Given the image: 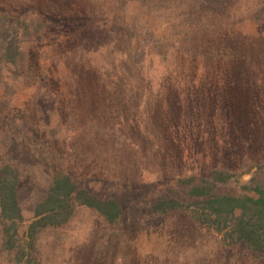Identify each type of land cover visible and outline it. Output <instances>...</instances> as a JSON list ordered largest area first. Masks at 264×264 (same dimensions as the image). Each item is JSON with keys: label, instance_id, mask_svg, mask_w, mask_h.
Masks as SVG:
<instances>
[{"label": "trees", "instance_id": "16d2710c", "mask_svg": "<svg viewBox=\"0 0 264 264\" xmlns=\"http://www.w3.org/2000/svg\"><path fill=\"white\" fill-rule=\"evenodd\" d=\"M212 1L0 0V244L6 263L76 264L81 255L69 247L79 238L90 233L88 245L107 239L103 229L124 222L123 205L84 186L77 167L70 169V155L58 151L87 138L110 158L133 145L146 171L158 174L156 184L166 190L144 203L149 216H183L197 232L215 235L185 244L182 249L190 251H135L132 264H264V165L230 193L223 189L249 172L242 165L230 171L168 161L165 139L185 120L168 111L183 108L182 90L197 95L208 54L222 53L216 41L234 33L239 15L221 18L207 5ZM252 1L243 16L262 25L264 0ZM163 21L172 27L157 34L154 24ZM23 109L41 120L57 116L47 130L57 143L49 153L18 119ZM190 116L184 123L194 130L205 123L200 113ZM24 141L41 162L48 153L54 168L30 219L19 200L25 181L13 165L14 148ZM117 252L106 251L102 242L89 258L109 264Z\"/></svg>", "mask_w": 264, "mask_h": 264}, {"label": "rangeland", "instance_id": "374dc122", "mask_svg": "<svg viewBox=\"0 0 264 264\" xmlns=\"http://www.w3.org/2000/svg\"><path fill=\"white\" fill-rule=\"evenodd\" d=\"M252 4V0H213L207 4L221 14V18L227 14L232 18L239 13L236 20L233 19L236 22L234 33L226 32L216 41L217 45L214 43L222 47V53L216 56L208 54L205 60L206 71L198 79H201L202 87L198 89L197 95L194 91L182 90L184 93L181 101L185 100L182 103L183 108L175 106L168 111L169 115L179 114L180 120H186L196 113H200L205 120L203 126H196L195 130L188 123H184L185 120L174 125L175 129L167 136L169 139H165L166 148L171 155L168 161L181 168L186 164L187 167H192L200 163L197 167L202 164V167H222L230 171L238 170L242 165V171L249 172L234 179L231 185L223 189L230 193L238 192L242 186L247 185L258 170V165H264V24H254L244 18L245 9ZM131 11L133 9L128 10ZM154 26L156 33L161 34L168 31L172 24L163 21L156 22ZM158 70L156 65L154 72L159 73ZM156 73L154 76L158 79L160 73ZM140 92L142 95L143 91ZM194 96L199 97V105ZM27 110L23 109L18 119L22 120L27 129L35 131L30 138L41 148L46 145L49 153V149L55 148L57 143L49 139L47 130L55 126L57 116L54 113L52 119L49 115L41 120L32 109H29L30 113ZM36 125H40L39 128L36 129ZM154 131L155 129H150L152 134ZM46 141L49 143H45ZM58 149L70 155V169L77 167L74 171L81 174L84 186L102 196L117 199L126 213L124 222L118 229H103L107 239L96 237L88 245V233L69 247L70 251H77L81 255L82 260L77 258L76 264H98V259L89 257L102 242L106 251H121V254L117 252L108 259L109 264H132L135 251H178L185 244L206 243L215 236L207 231L203 233L202 229L197 232L192 222L183 216L154 219L148 215L143 208L144 203L156 193L166 190V187L156 184L158 174L151 173V168L149 172L146 171L145 161L133 145H128L122 153L111 155L112 158L87 138L72 140ZM48 153L40 156L45 158L41 162L37 157L38 153H32L31 147L25 141L14 148L13 165L25 181L19 200L26 219L32 217V207L44 198L52 182L54 168ZM182 160H186L185 163L182 164ZM155 165L154 162V167ZM122 179H130L131 184H123ZM168 182L170 181H166ZM206 250L212 251L208 248ZM5 258L0 244V264H9Z\"/></svg>", "mask_w": 264, "mask_h": 264}]
</instances>
